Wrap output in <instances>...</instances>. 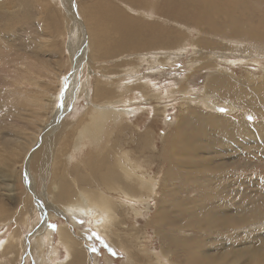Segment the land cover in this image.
<instances>
[{
  "label": "bare ground",
  "instance_id": "obj_1",
  "mask_svg": "<svg viewBox=\"0 0 264 264\" xmlns=\"http://www.w3.org/2000/svg\"><path fill=\"white\" fill-rule=\"evenodd\" d=\"M64 1L57 0L61 5H64ZM42 2L45 6L43 11L45 16L47 11L49 13L55 11L54 4L49 6L50 0H42ZM70 2V9L64 12L62 8L60 10L68 21L64 23L63 31L61 30L64 49L54 47L53 50L57 52L60 63L62 61L64 64L74 63V71L80 63L87 61L85 64L89 66L88 72L93 76V80L91 77V88L85 94H91L89 97L91 105L86 107L84 112H77L80 114L76 115V118L62 117L61 111L57 112L56 116L59 115L57 118L53 116L56 91L54 93L51 88L36 91L35 99H33L29 93L33 88L30 87L27 73L23 76L24 82L17 84V87L26 95V99H33L32 102L38 104L39 112L37 113L43 124L42 128H39L41 131L37 128L34 133L32 141L36 144L34 150L24 154L26 160L25 165L24 162L20 165V183L10 177L4 178V191L14 201H18L19 205L8 206L7 202L0 199V223L6 226L14 223L11 234L8 233L6 239H0V251H3L0 264L18 262V258L23 257L22 252L26 250V255L30 253L31 257L35 258L34 264L49 262L51 264H93L94 256L92 259L88 255V252L84 250L86 248H83V243L88 242L90 237L98 232L114 247L119 248L122 245L130 247L128 245L131 242L130 236L121 229V225L126 223V217L132 216L131 221L140 222L138 216L141 215L145 220L143 229L134 235L142 233V236L147 238L145 234L149 232L148 229L155 226L157 233L162 235L160 238L162 244L167 242L168 248L175 246V250L170 255L164 253V246L163 253L151 249L152 238H150L149 244L144 243V248L138 249L143 251L138 255V260L132 253L127 260L128 264H143V256L148 258V264H264V233L256 234L251 238V235H247L244 241L249 240V245L244 243L239 248L233 246L230 249L226 244L217 241L233 234L227 228L224 229L229 226L223 228L221 224L214 223L216 220L222 222L225 220L235 226L244 224L245 227L252 228L250 232L252 234L257 230L255 226L264 222V204L255 199L258 201L257 204L248 202V206L242 200V196L245 199L246 195L243 193L249 192V189L240 194L239 203L234 200L236 196L232 197L233 201L231 205H228L229 207L218 199L214 201L207 198V195L210 197L213 195L208 182L217 181L219 177H216L215 171L222 169L220 164L223 165L222 160L225 155L222 156L221 149L234 152L237 149H243L247 144H258L264 148L263 142H256L258 138L264 137V126L258 122H249L246 119L248 115L246 112H242V117L239 118L236 114L232 117L219 114L212 116V112L206 111L205 114H200L201 112L192 108V111L183 117V122L178 121L176 130L167 134L161 151L154 153L159 145L158 140L156 141L150 134L151 125L135 136L134 123L129 121V116L133 112L129 106L138 104L133 102L135 98L143 101H157L165 98L160 94V90L157 91L158 83L155 78L142 74L144 62L147 61L151 66L158 61L161 64L169 63L171 60L174 61V57L179 53L192 50L193 54L204 53V55L202 54L201 58H191L187 66H194V71L201 72L204 68L214 67L210 60L213 53H209V58L206 56L205 52L209 49L207 47L221 49L214 36L212 38L205 35H218L226 26L231 34H235L239 32L241 25H248V33L251 36L264 39V29L257 26L256 22L249 21L251 19V16L247 14L250 9L249 4L245 0H83V4L79 6H76L73 0ZM2 3L3 1H0V5ZM125 5L129 10H126ZM155 11L157 18L163 23L145 18L153 16ZM140 15L142 18L139 17ZM242 17L246 20L245 23H242ZM101 26L108 29L110 36L107 37L104 31L102 32ZM41 31L43 37L53 36L52 32H46L43 29ZM219 35H222V32ZM27 37L30 39L31 36ZM250 49L251 46L242 48L241 51L248 53ZM217 51H215L216 54ZM62 52L68 54V57L60 56ZM158 52L162 54L158 55ZM228 54L223 55L228 56ZM221 60L216 68L219 73H223L225 68ZM27 62L30 61L27 60ZM210 69L213 72L216 71V69ZM190 73L191 71L186 72L181 78H174L177 81H174L171 89L175 92L193 89L194 87L187 83ZM247 82L236 93L241 96L242 103L249 100L252 104H261L260 113L264 116V79L261 82L254 80L253 83ZM220 83L222 86L229 85L210 75L204 86L206 90L209 88L208 85L215 90L214 86ZM16 94L15 89L11 96L14 97ZM170 94L169 97L172 96ZM49 108L50 111H47ZM158 110L166 111L165 108ZM257 110H259L258 107ZM253 114L259 113L253 112ZM191 124H195L197 129L190 126ZM113 125L116 128L115 132L111 131ZM255 125H260L259 130L256 131ZM128 131H131L129 140L126 136ZM213 133L217 134L218 139H208L207 147L202 146L203 144L200 143L203 139L202 135H214ZM42 145L44 148H41ZM140 151L149 153L148 159L145 155L139 154ZM219 154L223 158H219L218 161L216 156ZM237 155V158H228V162L225 161V167L241 164L243 156L240 153ZM0 161L8 163V158L0 157ZM155 162L160 164V170L153 173L151 165ZM162 163L167 167L165 168ZM162 167L165 170L161 172ZM174 170L176 172L171 173ZM199 171H207L208 179L198 180ZM159 173H162L161 178L158 176ZM168 176L171 185L167 182ZM220 178L231 177L223 175ZM50 180L51 185L48 184ZM175 180H179V183L172 184ZM41 181L44 185L40 183ZM23 182L27 185L24 186ZM226 187H232V185L227 184ZM12 189L18 191L16 192L18 197L11 196ZM156 191L159 197H156ZM192 192L197 193L193 201L185 200L181 195L184 194L189 198L188 195ZM261 192L264 193L262 190ZM202 195L206 197L200 199ZM39 200L43 202V205H40ZM259 201L263 205L259 204ZM150 203H155L154 212L150 215L151 219L144 214L146 209H150ZM10 212L12 215H9ZM123 212L126 217L122 218ZM61 217H64L65 222L60 219L59 240L54 246L52 238L55 236H52L51 219ZM83 218H88L90 228L82 229L78 219L83 220ZM212 225H215L217 229L215 227L213 230ZM74 226L77 228L76 231ZM170 226L189 229V231L194 229L196 232H193V236H174L168 240L167 234L162 232ZM24 227L30 230L29 234H25ZM202 231L205 232L201 233ZM128 234L131 233L128 232ZM211 235L220 236L211 238L209 237ZM141 243L142 240H139L138 247ZM213 244L215 249H209ZM61 247L65 249L63 257L60 254Z\"/></svg>",
  "mask_w": 264,
  "mask_h": 264
},
{
  "label": "rangeland",
  "instance_id": "obj_2",
  "mask_svg": "<svg viewBox=\"0 0 264 264\" xmlns=\"http://www.w3.org/2000/svg\"><path fill=\"white\" fill-rule=\"evenodd\" d=\"M0 1H3L2 5H0V157L8 158V163H3L0 161V187H1L0 199L2 198L5 201V203L7 202L6 204L8 206L16 207L19 205V202L14 201L13 198L7 196L8 195L6 194L7 192H5L3 189L5 184L4 178L10 177L14 179L16 182L20 183V174H21L20 165H22L23 162L25 165V160H26V158H24V154L26 152L29 153L32 149L34 150V147L36 145L32 143L34 138V133L37 128L39 131H41L39 128H42L43 123L41 122L40 116L37 113L39 112V110L37 109L39 108L38 104L34 101L32 102V100L35 99V92L43 91L51 88L52 91H54V93L57 92L56 93L57 98L55 97L57 100L55 99V103L53 106L54 107L53 116H56L57 112L59 113V111H61L60 113L62 114L61 115L62 117L74 116L73 118H76V115L80 114L77 112H84L87 109L86 107L91 105L90 102L91 98L89 99V97H91V94L89 95L85 93H88L89 88H91L92 85L91 77L93 80V76H91L88 72L89 66L85 64L87 63V61L80 63L81 68H79L80 67L79 66L78 67L79 70L77 68L74 71V63L71 62L69 64L68 63L64 64V61L60 63L59 57L56 55L57 52L53 50L54 47H58L62 50L64 49V38L62 37L63 33L61 34V30L63 31L64 23H68V21L62 15L63 13L62 14L60 13L61 12L60 10L62 8L64 12L70 9L71 8L70 0H65L64 5L58 3L57 0H50L51 4H49V6L54 4L55 11L51 13L47 11V14L49 13V15L46 14V16L43 12L45 10V6L42 0H0ZM73 1L76 2V6H79V4H83V0H73ZM245 1L249 4L248 8H250L247 12V14L251 16V19L249 21L251 23L256 22L258 25L257 24L255 25L264 29V25H263L264 0H245ZM56 2L57 4H55ZM125 8L126 10H129L127 5H125ZM139 17L142 18L141 15ZM145 18L148 20L158 21L159 23H163L161 20L157 18L156 11L153 16H148ZM245 21L246 20H244V18L242 17V23H245ZM169 23H173V22H169ZM177 25L180 24L177 23ZM41 29L45 30L46 32H52L53 36L51 38H49L48 36L43 37L41 35L42 32ZM101 29H103L102 32L104 31V34L107 37L110 36L108 35L107 28L101 26ZM222 29H221L222 35H219L221 32L218 35H214V34L205 35L212 38L215 37L217 39L218 46L221 47V49H214L210 46L207 47L209 49L208 52H205L207 53L206 56L208 57L210 54L213 53V57L212 58L210 57L211 58L210 60L212 61L214 67H210V68L216 69L218 67V62L222 58L227 59V60H221L222 63L224 62L223 64L225 66V68L224 66H222L224 68V72L223 73L220 72L222 74L219 73L218 69H216V71L213 72L210 68H206V69L204 68L203 71L197 72L193 70L194 66L192 67L189 66L190 68H192L190 70V68L187 66L189 65L188 62L190 61V59L193 57L201 58V56L204 55V53L193 54L192 50H188L186 52L183 51L182 53H179L178 56L174 57V61L171 60V62L169 63L163 62L164 64H161V62L158 61L157 63H153L151 66V64L147 63V61L144 62V65L142 66L141 69L142 74L145 75L148 74L151 77L153 76V78H155L156 82L158 83L157 91L160 90L161 91L160 94L164 95L165 98L158 99L157 101L154 100L143 101L135 98L134 99L135 101L133 102H138V104H133L132 106L131 105L129 106V108H131L133 111L131 113V116H129V121L130 123H134L133 129L135 132L134 133L135 136L138 135L140 132H144V130H146V127L148 125H151L150 134L154 136L156 141L158 140L157 144L159 145L154 153H158L157 151H161L162 146L165 144L167 134L176 130L178 121H182L183 117L187 115L189 111H192L191 110L192 108L198 112H201L200 114L202 113L205 114V111L208 113L212 112L211 113L212 116H218L219 114L221 116L232 117L236 114L240 118L242 117L241 113L246 112L248 114L246 115V119H248L249 122L251 123L258 122V124H262L264 126V116L261 115L260 113L261 104H256V103L252 104L250 103L249 100L245 101L246 103L244 102L242 103L241 96L236 93L237 90L242 88V85H246L248 83L247 81L251 83H253V80L256 82H261V80L263 81L264 39L255 38L251 36L248 33V29H249L248 25H244V26L241 25L239 27V32L238 33L235 32V34L234 33L231 34L227 26ZM27 36H31L30 39H27L29 38ZM196 37H198V33H196ZM228 46H230L232 50ZM246 46L247 47L251 46V49L249 50L248 53L241 51L242 48H247ZM216 50H218L217 54L215 52ZM162 52L160 53L158 52V55L162 54ZM34 53L36 54V56ZM227 53H229L228 56L223 55ZM246 53L248 55H246ZM60 56L68 57V54L62 52ZM242 59H244L245 61ZM27 60H29L30 62H27ZM31 61L36 65L31 63ZM187 69L191 71L190 73L191 75H189V79L187 83H189L194 88L191 90L175 92L174 90L171 89V85L174 83V81H177L174 78H181L182 75H184L186 72H189L186 71ZM25 73L28 74L29 83H31L30 87L33 88L31 89V91H29V93H31L33 97V99L30 100L26 99V95L23 94L22 89L17 87V84L24 82L23 76ZM210 75L216 79H220L224 84L227 83L229 85L222 86L221 83L218 86L213 85L215 90L212 87H210V85H208L209 88H207L206 90L204 84L208 76ZM227 78L230 79L228 80ZM84 80H86V82ZM236 81L237 82L239 81L238 84ZM9 82H12V84L10 83L11 84L10 85ZM230 82L232 83L234 82V83L232 84ZM201 87H205V88L200 89ZM15 89L17 94L16 96L12 97L11 93H14ZM170 93L172 94V96L169 97L168 95ZM202 96L203 97L207 96V97L203 98ZM223 96H225L227 99L225 97L223 98ZM209 97L211 100L210 99L208 100ZM200 100L202 102H200ZM209 102L211 103L212 107L214 106L213 108L209 106L210 105ZM207 104L208 106L206 107ZM155 106L158 107V109L165 108L166 111L162 112L161 110H158ZM231 107H233L234 109L233 110L230 109ZM257 107L259 108V110H257ZM222 108L223 110H221ZM145 110L147 113L145 112ZM47 111H50V108ZM256 111L259 114L257 115L253 114V112L257 113ZM58 116L56 117L58 118ZM190 126H192L194 129H197L195 124H191ZM190 126L188 128H190ZM258 126L260 125H255L256 131L259 130ZM111 131L112 132L116 131L114 125L111 128ZM130 134L131 131L126 132L127 140L130 139ZM213 134L214 135H209V136H206L205 134L202 135L203 139L200 141V143L203 144L202 146L207 147L206 144L208 139H215V140L218 139L217 134L215 133ZM61 136L63 137L62 131H61ZM39 140H41V138ZM256 142L264 143V137L258 138ZM63 146H64V138H63ZM41 148H44V145H42ZM221 152H222V156L225 155L224 160H222L223 165L220 164L222 169L215 171L216 177H219L217 181L211 180L208 182L209 186L213 190V195H211L212 197H210L206 194L207 198L213 199L214 201L218 199L222 202V204L228 206L231 205L233 201L232 197L235 196H236L234 198L235 202L239 203L241 199L240 194L244 190L249 189V192L244 191L243 194H245L246 197L244 199L242 196V200L248 206H249L248 202L252 204L254 203L257 204L258 201H255V199L260 200L264 204V200L259 199V198L264 199V197H262L264 196L263 195L264 193L261 192V190L264 191V148L260 147L258 144L257 145L247 144V146L244 147L243 149H237L234 152L233 151L229 152V150L227 149H221ZM225 152H229V153L225 154ZM238 153H240L243 156L242 161L244 162L241 161L240 162L241 164H239L238 166L236 165L237 167L236 166L225 167L226 162H228V158L229 159L237 158ZM246 153H249V155H246ZM139 154L145 155V158L148 159L149 153L140 151ZM222 156H220L219 154L216 156V159L219 161L220 159L223 158ZM24 165L22 166L24 168L23 170L26 169ZM163 166L167 167V165L164 164ZM164 167H162L163 169L161 170V172L165 170L166 167L165 168ZM151 169L153 173L158 172L160 170V164L158 162L153 163L151 165ZM172 172H176V171L174 170L171 171V173ZM206 172L199 171L197 177L200 178H198V180L201 181V179L202 180L208 179L209 176L206 175ZM161 175L162 173L158 174L160 178ZM223 175H229L231 178L221 179L220 177ZM205 176H207V178H205ZM22 177L25 178L26 176L22 175ZM178 181L179 180H175L173 181L172 184H178L179 183ZM167 182L170 183L171 185V181L169 182V176ZM40 183L44 185L43 181H41ZM23 184L24 186L27 185L25 182H23ZM48 184L51 185V180L48 182ZM227 184L232 185V187H226ZM16 192L18 191L12 189V191L10 192L12 193L11 196L18 197L19 195ZM181 195L185 200L193 201L196 198L197 193L192 192L191 194L188 195L189 198H187L184 194ZM206 195H202L199 198L204 199ZM156 197H159L158 192ZM260 201L259 204L263 205ZM28 202L30 203L29 199ZM39 203L40 205H43V202H41L40 200ZM150 204H151L150 209L149 210L146 209L144 212V214H146L149 219H151L150 215L154 212L155 209V203H150ZM197 208H199V206H197ZM179 213L180 212H178V214ZM9 215H12V212H10ZM123 217H126L125 213L124 216L122 214V218ZM132 217L130 218L126 217L125 218L126 223L121 225V229L127 232L126 235L130 236L131 242L128 243L130 247H127L125 245H122L124 247L119 246V248L117 246L114 247L108 242V240L100 236L98 232H95L94 235L90 237V240L88 242L86 241L83 243V248H86L84 250L88 252V255L91 258L92 256H94V260L92 261L93 264H128L127 260L132 255V253H134L136 260H138V255L143 253V251H138V249L144 248L143 245L144 243L149 244L150 238H152V242L150 244L151 249H155L156 251L163 253V246H164L165 249L164 253L172 255L173 251L175 250V246H172L171 249H169L167 246V242H164L162 244L160 239L162 238L161 237L162 235L157 233V227L153 226V228L148 229L149 232L145 234L147 238H144L142 236V233H140V235L139 234L134 235L140 229H143L145 220H143V215L138 216L140 222L131 221L130 219ZM60 219H62L65 222L64 217L51 219L52 221L51 226L53 233L52 236H55L52 238L53 240L55 239L54 241L52 240V245L54 246L58 243L59 240L58 229L60 226ZM78 220L82 226V229H85L86 227L90 228V224H89L90 221L88 220V218L85 219L83 218V220L82 219H78ZM214 223L221 224L223 228L225 226H229V227H225L224 229L226 230L227 228L233 234L224 236L222 240H217V241L221 242L224 245L226 244L227 247L230 249L233 246L239 248L244 243H247V245H249L250 244L248 242L249 240L244 241V239L247 238L249 235H251L250 236L251 238L254 237V235L256 234L260 235L264 233V222L255 226L257 230L256 232L252 233L253 235L250 233L252 228L247 226L245 227L244 224L242 226L240 224L239 226H235L233 224L227 223L225 220L223 222L220 220L219 221L216 220L214 221ZM3 225L5 224L0 223V239H6L8 237V233L11 234L14 228V223L12 224L10 223V225L8 226L5 225V227ZM215 227H216L215 225H212L211 228L215 230L217 229V227L216 228ZM74 229L75 231L77 230L75 226ZM24 230L26 232V233L24 232L25 234L30 233V230H27L25 227ZM128 232L131 234H128ZM193 232H196V230L191 229L189 231V229H178L177 227L170 226L169 228H166V231L162 233L167 234L168 240H170L174 236H183V235L193 236L192 235ZM203 232L205 231H202L201 233ZM219 236L220 235H211L209 237L217 238ZM139 240H142V243L138 247ZM209 249L214 250L215 249L214 244L211 245ZM26 252L23 251L22 252L23 257L21 256L22 258L21 257L18 258L19 261L14 262V264H24V263L34 264L35 258L34 257L32 258L30 253L26 255L25 254ZM51 252H53V250ZM60 254L62 255V257L65 255V249L63 247H61ZM2 257H3V251L2 252L0 251V258ZM14 257L16 258V254L14 255ZM143 257H144L143 264H148L149 262L148 258L146 256ZM176 259H179V257H176ZM48 264H51V262H49Z\"/></svg>",
  "mask_w": 264,
  "mask_h": 264
}]
</instances>
